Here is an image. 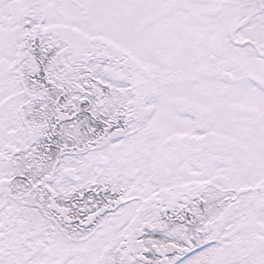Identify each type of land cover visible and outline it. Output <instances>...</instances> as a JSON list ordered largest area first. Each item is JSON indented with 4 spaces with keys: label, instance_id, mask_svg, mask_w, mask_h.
Listing matches in <instances>:
<instances>
[{
    "label": "snow or ice",
    "instance_id": "6c2138e0",
    "mask_svg": "<svg viewBox=\"0 0 264 264\" xmlns=\"http://www.w3.org/2000/svg\"><path fill=\"white\" fill-rule=\"evenodd\" d=\"M0 264H264V0H0Z\"/></svg>",
    "mask_w": 264,
    "mask_h": 264
}]
</instances>
